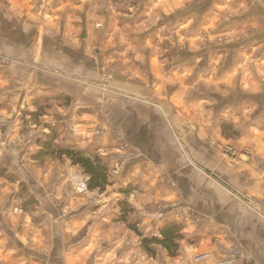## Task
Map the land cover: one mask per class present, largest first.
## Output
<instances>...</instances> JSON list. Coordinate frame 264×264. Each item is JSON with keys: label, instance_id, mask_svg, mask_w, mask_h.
<instances>
[{"label": "crops", "instance_id": "0c3cea01", "mask_svg": "<svg viewBox=\"0 0 264 264\" xmlns=\"http://www.w3.org/2000/svg\"><path fill=\"white\" fill-rule=\"evenodd\" d=\"M106 2L110 0H65L58 8L60 16L71 15L72 10L88 23L90 31L86 29L83 35L86 49L93 48L90 32L97 37L106 32L117 35V31L108 30L107 23L93 28V18L106 21L111 16L103 8ZM10 3L12 0L0 1L4 9L0 8V45L10 58L27 61L31 31H37L33 27L38 24L32 26L23 16L14 19L7 15L12 7L6 4ZM119 6L121 9L113 11L115 19L139 25L146 22L134 30L142 54L135 60L127 57L107 89L102 88L97 71L92 76L74 71L77 66L70 55L67 59L56 55L60 58L52 64L58 68L56 76L50 75L54 71L46 74L41 70L42 77H52L48 79L52 84L33 81L27 64L0 66V100L29 105L46 89L57 97H68L69 113L60 123L79 114L68 123L79 132L69 134L70 142L81 149L99 150L111 170L114 158L121 155L120 146L111 134L108 140L95 138L96 131L106 126L123 134L132 155L130 161L123 162L122 174L111 176L113 186L104 195L79 190L77 180L72 182L69 177L78 168L69 160L56 161L68 165L65 191L58 189L57 197L67 199L70 215L66 207L61 209L62 201L57 207L42 187L45 172H36L41 173L36 177L40 187L21 195L38 202L31 207L15 206L20 195L0 191V264H97L98 258L80 248V242H85L94 228L102 233L119 229L120 234L126 229L125 224H114L113 220L121 211L118 203L124 199L118 190L129 184L142 188L127 199L134 210L129 222L139 221L146 237L158 236L167 223L181 226L184 239L180 252L172 258L158 248L156 258H151L139 251L138 238L131 245L122 237L105 235L107 251L99 258L100 264H213L234 246L240 248L234 264H264V215L239 198L243 191L241 171L253 180L251 193L264 197V0H120ZM13 27L20 31L15 44L9 38L17 31ZM42 41L39 51L46 46ZM163 48L181 55H172L162 64L155 51ZM50 52L55 54L54 49ZM116 53L118 50L110 61L117 58ZM95 62L91 58L97 70ZM99 112L104 120L99 119ZM222 122L230 126L225 134ZM11 139L4 146L3 162H18L23 138ZM209 140L223 141L239 151L248 149L252 154L236 164ZM25 178L21 181H28ZM158 200L179 202L189 208V214L172 212L156 219L149 210ZM14 208L19 214L13 213ZM96 210H100V217H94ZM200 253H208L210 258L196 262Z\"/></svg>", "mask_w": 264, "mask_h": 264}, {"label": "rangeland", "instance_id": "374dc122", "mask_svg": "<svg viewBox=\"0 0 264 264\" xmlns=\"http://www.w3.org/2000/svg\"><path fill=\"white\" fill-rule=\"evenodd\" d=\"M64 2L65 0H12V3H10L11 5L6 4L8 8L10 7L11 9L12 7L11 11L7 12V15H13L14 19L17 18V16L20 18L21 16H23L24 18L29 20L30 23H33L32 26L35 24H38V26L35 25L33 28L35 30L37 29L41 30L40 31L41 35L37 37L36 32L38 30L31 31L32 34L30 32L31 34L29 38L30 47L28 51V57L30 59L26 57L28 58V60L27 61L23 60V62H21L19 58L16 59V57L10 58L9 54L6 53L4 48L0 45V66L19 67V63H22L24 65L27 64L29 75H33L32 77L33 81L39 80L42 82L44 81L45 83L46 82L51 83V81L48 79H51L52 77H50L49 75H46L45 78L42 77L43 75L41 73L42 72L41 70H44L46 74H48L47 73L48 71H54V72H51L50 75L53 76L55 74L56 76V73H57L56 71L58 68L52 67L54 59L57 58V61H58V59L60 58L57 56H61V55H63V59H67L68 55H70L72 58V62L75 61V64L77 66L74 71H77L80 74L90 75V76L94 75L93 72L97 71L98 73H100L99 77H101L99 80L103 82L102 88L107 89L106 86H108L110 82L112 81V78L114 74L117 72V69L118 68L120 69L124 66L123 61L127 60L128 58L133 59L134 57L135 58L133 60H135L139 58V55L142 54L138 35L136 34L134 30H138L139 28H142L143 25L146 24V22H143L142 24L139 25V24L133 23L132 21L131 22L122 21V20H119V18L115 19V14L113 11L117 12L119 9H121V7L119 6L120 0H116L114 2L115 3L114 6L111 4L112 0H110L109 3L106 2V5H103V8L105 7L107 9L106 11L110 12L111 16L107 18L106 21L93 18L94 20L92 21V23L93 25H95L93 27L94 29H100V27L96 26L97 24L99 25L102 22L107 23L109 27L108 30L117 31L116 33L117 35H111L110 33L106 32L105 34L103 33L104 34L103 36L101 35L100 37H97L94 31L90 32V41H91V45H93V48L87 47L88 49H86L84 36H86L85 35L86 29L90 31V27L88 26V23L84 20L83 16L75 14V12L72 10H71L72 12L71 15L68 13V15L66 16H62V15L60 16V13L58 14V8H60L62 6V3ZM65 4L68 5L67 1ZM0 8L3 9L1 6ZM36 19L38 20V22L35 21ZM13 28L14 30H17V31L14 33V36L13 35L9 36V38L11 37L15 44V41H19L20 31L17 29V27H13ZM132 28H133V31H130ZM42 39L46 46H45L44 51H39L42 45V43L40 42ZM219 41L220 43L224 42V40L222 39H219ZM159 42L160 44H162L163 42L162 39L158 40V43ZM38 45L40 46L39 50L37 49ZM70 48H72L73 51ZM51 49L55 50V54L53 52H50ZM117 50L120 55L116 53L117 58L110 61L109 58H112L111 54H113ZM101 52L103 55L101 54ZM170 52L171 50L170 51L167 50L166 52L165 48L155 51V55L158 54V56H155L156 60L164 64L169 59H171L172 55H177V56L181 55L180 52H171V53ZM97 54L98 55L101 54L102 56L100 55V57H98L96 56ZM23 56H26V55L23 54ZM87 58H90V60ZM91 58L93 61L96 59V62L94 64L98 63L99 69L96 70V67L92 65ZM107 61L110 62L109 65L104 64V63H107ZM43 66H46V67L41 69ZM131 66L133 65L131 64ZM125 71H126V68H125ZM61 79H65V78H61ZM46 90H43L45 93L40 95V97H37L36 100H40L41 98H47V97H49L52 100L57 97L55 93L51 91L47 92ZM63 101L64 100H59V101L52 100V101L46 102L44 104L45 106L42 108V116H40L38 119H35L30 116L31 113L37 110V108L33 105L34 101H30L29 105H25V103H22V104L20 102L15 103L14 101L6 100V99L0 100V172L3 170L5 171V174L8 176V177L6 176L2 177V175L0 174V191L2 192L3 191L4 192L13 191L15 192L14 193L15 195H18V196L20 195V198L18 199L19 201L15 202V206H18V207L20 205L22 206L23 202L30 199L25 196L22 197L21 195L26 194V192H29L32 189L40 187V185L37 183L38 182L37 179L40 178L41 173H39L40 175L38 174L36 175L37 170H39L40 172H45L44 173L45 174L44 183L42 187L47 188L50 199L54 203H58L56 204L57 207L62 201L61 209H63V207H66V209H68L67 210L68 215L72 213L70 209L71 205L69 204L67 199L64 197V195H62V200L57 197L58 189L59 190L62 189L65 191V189H63L66 186L64 182L69 177H70V181L73 182V180L76 179L78 182V185H80L79 184L80 181L82 182L83 179L87 176L81 173L80 172L81 170L78 168L77 170L78 172L73 171L72 174H69V177H68V174L65 173V169H66L65 167L68 166L66 165V162H63L61 164L57 163L61 160L49 159L45 163H41L34 159V157L40 151V148L38 147L37 142L38 140H43L45 138V135L49 134V130H50L49 127L59 128L60 143L62 144L70 143V141H72V139H70L71 137L69 134L72 135L73 130H74V134H73L74 136L79 134V132H77L75 128L69 127V124H68L69 120H71L72 118H74L76 115H79V114H75V116L70 115L66 117V119H64V122L60 123V121L63 120V117L67 113H69L67 109H68V106H70L71 104L70 100H69L70 102L69 105ZM99 119L104 120V117L103 115H100V112H99ZM21 126H23V129H19ZM109 134H111L110 138L114 139L119 144L120 146L119 149L121 151L120 157H118V159L114 158L115 163L112 169L110 170V174L113 177V176H118L119 174H122V171L124 167L126 166V165L123 166V162L130 161V159H132V155H129L131 154V152L124 141L125 139H124L123 134L118 132L117 129H113V128L108 129L106 126H103L101 129L96 131L95 138L96 139L105 138L106 140H108L106 137H109L108 136ZM14 136H22L23 138L22 141L20 142V152L18 153V157L20 159L18 158V162H14V163H11V162L9 163L6 161L3 162L2 158L5 155V154H2L4 153L3 152V149H5L4 146H6L7 143L9 145L12 142L11 138ZM213 142H216L217 146H213L212 145ZM208 143L213 147L224 148V147L230 146L231 148L236 150L237 155L235 156V159H232L231 156L230 158L229 156L222 154V152L218 149L222 155L227 156L236 164L243 161L242 160L243 156H246L245 154L248 150V149H243V151H239L235 149L231 144H227L223 141L221 142L217 140H209ZM97 151L100 154L99 150ZM124 152H125V155H123ZM66 160L67 159H65V161ZM256 162L261 163L259 159H257ZM4 163H7V165H4ZM74 168H77V167H74ZM10 171L16 172V173H12ZM241 173L242 175H240V179L242 181V186H241L243 190L242 192H247L249 197H251L253 200H256L258 202L257 203L258 207L260 206L264 210V197L258 198L251 193L250 188L252 186L253 180L245 172L241 171ZM9 176H12L16 182L14 183L10 181ZM25 176L26 178H28L27 179L28 181L22 182L21 179H24ZM47 178L48 180H46ZM21 183L25 184L24 188L20 186ZM67 184H68V181H67ZM15 195L14 197L16 198ZM155 202L151 204L149 211L153 210V204ZM158 202L164 203L166 205L172 203V202H166L163 200H158ZM174 203H179V202L175 201ZM96 207L98 209H101L100 206H96ZM96 207L93 206V208H96ZM19 212L20 211L18 209L14 208L13 210L14 214H19ZM171 213L172 211L166 210L161 215L162 217H155V218L162 219V218H165L166 216L171 215ZM188 214H189V211H188ZM100 216H101L100 210H96V214H94V217H100ZM119 232H120L119 229H114L112 232L102 233L100 232L99 229L94 228L91 234L87 233L89 238L85 242H80L81 243L80 248L86 250V252L89 254H94L95 257L98 258L97 264H100L99 258H101V255L103 253H106L107 251L106 249L107 246L104 244L107 240L105 235H107L108 237L110 235L114 237H122L124 239H127V242L130 243L131 245L137 239L136 235H134L132 232L126 229H124V231L121 234ZM77 236H80V232L77 233ZM39 251L41 253L45 252V251L37 250V252ZM139 251L141 250L139 249ZM239 253H240V248L237 246H234L233 248H231V250L229 249V251H226L224 257L231 258L232 264H234L238 258ZM198 255L199 254H197V256Z\"/></svg>", "mask_w": 264, "mask_h": 264}, {"label": "trees", "instance_id": "16d2710c", "mask_svg": "<svg viewBox=\"0 0 264 264\" xmlns=\"http://www.w3.org/2000/svg\"><path fill=\"white\" fill-rule=\"evenodd\" d=\"M52 100H64L66 104H70L69 98L65 96H59ZM49 97L35 100L33 105L37 110L30 114L31 117L38 119L42 116V108L46 102L52 101ZM230 128L227 122H222V132ZM49 134L45 135L43 140H38L37 144L40 148L38 154L34 159L38 162L45 163L49 159L57 160H69L72 166L79 168L85 176L89 178L87 182V192H97L100 195H104L109 187L113 186L111 182V174L107 165L104 163L100 154L95 149H80L72 142L60 143V131L57 127H49ZM2 177H8L5 171H1ZM10 181L16 182L12 176H9ZM25 184L21 183L20 186L24 188ZM142 188L139 185L129 184L124 188H120L118 193L124 197L122 201L118 203L121 211L115 216L114 224H125L126 230L132 232L139 239L140 250L150 256L156 258L158 248L164 249L168 255L172 258L178 256L180 252V242L184 239L182 234V227L174 224H165L158 233V236L146 237L143 232L140 231V222H129V218L134 213L128 203V198L135 192H141ZM36 202L32 198L22 203V206L26 209L29 206L35 205Z\"/></svg>", "mask_w": 264, "mask_h": 264}, {"label": "built area", "instance_id": "2783aa9c", "mask_svg": "<svg viewBox=\"0 0 264 264\" xmlns=\"http://www.w3.org/2000/svg\"><path fill=\"white\" fill-rule=\"evenodd\" d=\"M213 146H217L216 142H213L212 144ZM217 148V147H215ZM218 149L222 152V154L227 155V156H231L232 159H235V156L237 155L236 150H234L233 148H231L230 146L224 147V148H219ZM252 152L250 150H247L245 155H251ZM230 157V158H231ZM89 178L85 177L83 179V181H80V185H79V189L86 191L87 189V182H88ZM241 195L239 196V198L249 207H251L252 209H254L257 212H260L261 214L264 215V210L259 206L258 207V202L256 200H253L251 197L248 196L247 192H242L240 193ZM166 210L168 211H172V212H176L177 214L181 215V216H186L188 214L189 208L182 205L181 203H171V204H164L161 202H155L153 204V210L150 211V213L155 216V217H162L161 215L163 214V212H165ZM155 211V213H154ZM210 258V254L208 253H201L198 256L195 257V261L196 262H203L205 260H208ZM213 264H232V259L231 258H226L224 257L221 260H217L215 259Z\"/></svg>", "mask_w": 264, "mask_h": 264}]
</instances>
